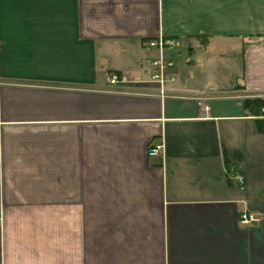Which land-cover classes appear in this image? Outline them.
Masks as SVG:
<instances>
[{"label":"crops","instance_id":"1","mask_svg":"<svg viewBox=\"0 0 264 264\" xmlns=\"http://www.w3.org/2000/svg\"><path fill=\"white\" fill-rule=\"evenodd\" d=\"M254 98L264 0H0V264H264Z\"/></svg>","mask_w":264,"mask_h":264},{"label":"built area","instance_id":"2","mask_svg":"<svg viewBox=\"0 0 264 264\" xmlns=\"http://www.w3.org/2000/svg\"><path fill=\"white\" fill-rule=\"evenodd\" d=\"M178 44V41L174 38L170 39H164L160 38L158 41H150L149 45L150 46H158L161 53L160 55L154 59L153 64L157 68V72L154 74V78L160 82L162 85L167 78H172L170 76V69L175 66V61L171 58H167L165 54H163V50H165L167 47H172ZM120 80L126 82L127 79L126 77H121L119 78L117 75H113L112 78L110 79V83L114 84L119 82ZM163 145L162 144H155L152 145L149 149V154L158 156L161 153ZM260 220L259 215H254L252 213H243L241 215L240 221L244 224H252L256 223Z\"/></svg>","mask_w":264,"mask_h":264},{"label":"trees","instance_id":"3","mask_svg":"<svg viewBox=\"0 0 264 264\" xmlns=\"http://www.w3.org/2000/svg\"><path fill=\"white\" fill-rule=\"evenodd\" d=\"M246 102L253 103L257 106H264V98L248 99Z\"/></svg>","mask_w":264,"mask_h":264}]
</instances>
